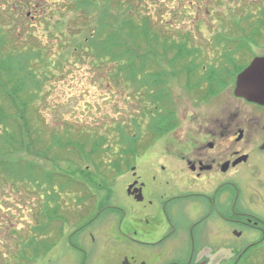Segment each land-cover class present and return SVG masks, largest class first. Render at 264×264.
<instances>
[{"label": "rangeland", "instance_id": "rangeland-1", "mask_svg": "<svg viewBox=\"0 0 264 264\" xmlns=\"http://www.w3.org/2000/svg\"><path fill=\"white\" fill-rule=\"evenodd\" d=\"M111 1L102 6L110 16L106 22L135 16L137 23H146L151 35L157 36L148 47L146 73L131 78L136 82L126 81V72H121L127 61H114L113 53L102 52L106 29L100 32L97 49L84 44L98 22L88 12L77 11L76 0H0L1 56L15 54L12 71L20 70V76H29L30 71L34 76L23 86L20 95L25 97L18 102L34 101L26 115L36 139L30 153L17 155L25 165L17 166L23 169L14 173L13 180L7 175V157L0 155V264H77L60 241L65 228L69 235L80 215L92 216L100 201L128 204L125 187L132 180V167H137L142 181L151 184L153 173L147 167L155 170L160 153L173 155L178 138L196 130L198 123L191 124L197 117L201 122L232 111L228 90H223L226 69L230 77H236L247 61L264 51V0ZM17 3L24 11L16 10ZM139 44L144 46L143 41ZM182 45L185 48L178 57ZM183 55L188 58L179 60ZM193 61L198 65L195 76H179L182 67ZM161 70L163 82L153 87L155 80L148 74ZM214 72L224 75L223 87L212 83ZM27 91L28 97L23 95ZM160 93L172 96L169 104ZM10 104L6 114L16 115ZM245 110L246 115H255ZM171 111V120H166L165 114ZM263 125L249 135L252 153L261 141ZM4 142L0 131V148ZM171 154V163L180 166ZM30 164L35 166L36 181L29 180L33 173L24 171ZM256 164L253 157L242 172V202L247 210L264 217V181L256 178ZM46 172L54 176L51 181V177L43 178ZM172 175L182 178L173 171ZM53 202L59 208L54 209ZM263 236L250 231L238 239L232 229L230 238L236 246L255 243L241 264H264ZM57 243L61 245L52 249Z\"/></svg>", "mask_w": 264, "mask_h": 264}, {"label": "flooded vegetation", "instance_id": "flooded-vegetation-1", "mask_svg": "<svg viewBox=\"0 0 264 264\" xmlns=\"http://www.w3.org/2000/svg\"><path fill=\"white\" fill-rule=\"evenodd\" d=\"M86 1L76 0V7L81 2L85 9ZM88 1L101 8L105 0ZM256 58H264V51L247 61L240 72L235 71L236 77H230L229 69L228 78L219 77L217 88L223 87V80L232 111L204 117L201 122L194 117L196 122L191 125L198 123L196 130L178 138L174 154L160 153L155 170L147 167L153 173L151 184L142 181L137 167H132V180L125 187L128 204L100 201L92 216L80 215L69 235L65 228L60 241L77 264L242 263L255 243L236 246L230 238L232 229L238 239L250 231L264 235V217L245 208L241 183L244 167L253 157L257 159L256 178L264 181V131L253 153L249 136L264 124V97L258 103L236 95L238 75ZM210 72L206 73L207 89ZM245 108L255 115H246ZM169 154L180 166L171 163ZM172 171L182 178H175ZM171 190L174 194L168 195ZM53 203L56 209L58 204Z\"/></svg>", "mask_w": 264, "mask_h": 264}, {"label": "trees", "instance_id": "trees-1", "mask_svg": "<svg viewBox=\"0 0 264 264\" xmlns=\"http://www.w3.org/2000/svg\"><path fill=\"white\" fill-rule=\"evenodd\" d=\"M106 1L108 4H110V0H105V2ZM86 3L87 5L85 6V9H84V7L82 8V3L78 2L77 11L88 12V14L95 16V18L97 17L96 21L98 23H97V28L92 31V35L87 38L85 37L86 41L84 42V44L90 50L97 49L96 44L98 43L97 40L100 37V34H101L100 32L106 29L107 30V33L105 34L106 37L105 39L102 40V45L104 47L101 49L102 52L105 51L106 54H108V52L113 53L112 58L114 61H118V62L119 61L121 62L123 60L127 61V63L122 67L124 70L121 72H126L125 73L126 81L131 80L132 82L133 81L136 82L135 80L131 78L132 77L138 78L139 75H144V72H145L144 70L146 69V64L149 58V56L147 55L149 54V51L151 50L148 47L149 46L152 47L157 36L151 35L150 29L146 23H143V24L137 23L133 19L135 16H132L131 18H123L121 16L119 19H116L113 23L111 22L109 24L108 22H106V17H110L107 8L106 9L104 7L97 8L92 5L91 1H88V0L84 4ZM108 4H106V7H108ZM85 17H87V14L85 15ZM0 39H1L0 44H3L4 38L0 36ZM140 41H143L144 46L139 44ZM156 42L160 44V42L158 41V38ZM229 44H232V42H230ZM75 47L77 48V45H75ZM79 47H80V44H78V49ZM114 48L115 50H117V52H113ZM184 48H185L184 45L180 47V50H178V53H177L178 57H180L179 53L183 51ZM76 51L78 52L79 50L76 49ZM189 53L191 52L189 51ZM15 56H16L15 54L10 53L6 57H2L1 52H0V131L3 137V140L5 141L4 144L0 148L1 150L3 149L0 155L6 156L8 159L6 161V169L8 170L7 175L12 176L11 177L12 180L14 176L16 177L14 173L21 172L23 169V168H18L17 166H22L21 164L25 165L23 161L17 160V155H20L21 153H24V152L30 153L31 149L36 147V141H35L36 139L32 137L33 131H32V126H30L31 122L27 118V115H26V110L30 107V105L32 106V103L34 101L32 102V99H29V100L22 99V102H18L19 97L20 98L25 97V96L22 97L20 95V92L24 90L23 86L27 85L26 84L27 81H31V79L34 80V76H33V73L30 71H27L30 73L29 76H26V75L20 76L18 74V72H21L20 70L16 71V69H14V71H12L11 68L13 66H16L14 64ZM191 57L192 55H190V58ZM33 58H34V55L31 57V59H28L24 67L27 66L28 63L33 60ZM184 58H188V57L183 55V57L179 60H183ZM6 60L8 64L4 62ZM136 62H138V65H136ZM195 63L196 61H193L192 63L187 64L184 68L182 67V70H180L179 76L182 74H185L186 76L193 78L195 76L194 70L198 68V65ZM135 67H136L135 69L136 72L135 73L131 72V70ZM172 68L175 69L174 67ZM210 69L212 70L211 67ZM173 74L175 75L176 72H173ZM148 75H150V77L154 78L155 80L153 87H159V85L163 82L162 78L164 76V72H162V70L155 71ZM214 75L215 76H212L214 79L212 83L213 84L216 83L217 85L220 75L216 74L215 72H214ZM5 77H8V78L12 77V79L6 83V81H4ZM156 77H158L157 80H156ZM14 80H20V81L16 82ZM38 82H39V79H38ZM39 84H41V80ZM10 85H13V87H10ZM25 93L23 95H27L28 97L29 95L28 91ZM159 96H161L165 100L164 102L166 104L167 103L169 104V101H170L169 97H172V96H169V94L167 93L166 94L163 93V96H162V93H160ZM2 102L4 103V105H2ZM7 102L9 103L11 102L13 104V105L12 104L10 105L15 107V109L17 110L16 115L6 114ZM172 114H173V111L166 113L165 114V116L167 117L166 120L168 119L171 120ZM167 122L168 121H166L165 123ZM26 140L31 142L29 146H27ZM99 146H102V145H99ZM57 147H60V145H58ZM48 152H50L49 149H48ZM29 166L31 167L28 169L25 168L24 171L25 173H29V172L33 173L29 176L30 178L29 180L36 181L35 176L37 175V173L33 172V167L35 168V166L33 164L32 165L30 164ZM46 177L48 178L51 177L49 179L51 181V179H53L54 176L46 172L43 178H46ZM43 182H45V179ZM46 185H49V184L47 183Z\"/></svg>", "mask_w": 264, "mask_h": 264}, {"label": "water", "instance_id": "water-1", "mask_svg": "<svg viewBox=\"0 0 264 264\" xmlns=\"http://www.w3.org/2000/svg\"><path fill=\"white\" fill-rule=\"evenodd\" d=\"M236 95L252 102L264 97V58H256L237 78Z\"/></svg>", "mask_w": 264, "mask_h": 264}]
</instances>
